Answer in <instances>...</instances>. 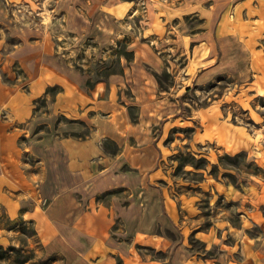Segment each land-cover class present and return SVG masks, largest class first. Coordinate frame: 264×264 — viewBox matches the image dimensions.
<instances>
[{
    "label": "rangeland",
    "instance_id": "obj_1",
    "mask_svg": "<svg viewBox=\"0 0 264 264\" xmlns=\"http://www.w3.org/2000/svg\"><path fill=\"white\" fill-rule=\"evenodd\" d=\"M114 5L129 9L116 19L110 10ZM145 7L146 0H0V85L23 83V67L33 61L64 76L63 67L74 69L83 75L86 89L100 82L92 102L97 107H84L75 118L52 106L62 88L48 87L33 102L30 136L22 137L20 146L37 140L45 145L52 138L91 139L105 159L95 162L102 169L126 148L129 161L116 166L115 173L138 177L135 173L150 170L152 161L160 164L173 181V191L196 196L204 216L221 214L234 228L243 222L244 234L237 232L238 238L260 240L264 246V91L251 90L233 73L196 82L185 64L188 38L203 27L202 19L189 13L168 19L165 29L172 32L153 28L163 36L160 43L150 34ZM173 35L176 47L168 46ZM15 53L35 56L17 61ZM214 113L225 127L220 129V141L210 137L205 123ZM22 158L36 176L30 188L36 198L25 200L22 208L31 209L35 202L44 209L47 189H40V163L27 154ZM98 168L93 172L98 174ZM86 188L85 183L81 190L74 189L76 202L85 197ZM127 194L126 188L99 193L91 189L83 201L88 199L91 206L108 207L113 201L117 207L119 202L126 206L122 199ZM113 228H122L119 219ZM234 232L226 234L222 244L234 246L238 239ZM188 240L193 249H203L198 240ZM218 249L214 246L206 256L216 255ZM0 264L66 263L60 255L45 253L30 220L9 218L0 203Z\"/></svg>",
    "mask_w": 264,
    "mask_h": 264
},
{
    "label": "crops",
    "instance_id": "obj_2",
    "mask_svg": "<svg viewBox=\"0 0 264 264\" xmlns=\"http://www.w3.org/2000/svg\"><path fill=\"white\" fill-rule=\"evenodd\" d=\"M145 8L150 34L160 43L163 36L158 37L154 27L170 33V28L165 29L168 19L188 13L202 19L203 27L188 38L185 64L191 72L188 74H195L196 82L233 73L251 90L264 91V0H146ZM128 9L114 5L110 10L117 19ZM168 42L172 44L168 46L176 47L177 35ZM32 55L35 53H15L13 59L27 60ZM63 68L65 76L33 61L23 67V83L13 87L0 85V111L5 113L0 116V203L9 218L30 220L45 253L62 256L66 264H264L261 241L252 243V239L238 238L237 232L244 234L243 222L242 229L234 228L226 216H204L196 196L173 191V181L160 164L152 161L150 170L136 172L138 177H125L114 170L129 161L126 155L130 151L126 148L102 169L95 162L105 159L91 139L52 138L45 145L37 140L20 146L19 140L30 136L33 102L48 87L62 88L52 106L65 115L80 117L84 107H97L92 102L94 95L99 94L100 82L92 90L86 89L83 75L67 66ZM205 123L210 137L220 141L219 132L224 124L219 122L218 114L208 116ZM24 154L40 163V189H47L48 206L44 209L37 208L35 202L31 209L22 208L25 200L36 198L30 189L36 176L27 170ZM95 166L98 174L93 172ZM110 170L114 171L113 178ZM85 183V197L78 203L73 197L77 191L74 189L81 190ZM116 188L128 189L127 197L122 199L127 200L126 206L119 202L117 207L113 201L108 207H93L88 199L83 201L91 189L99 193ZM116 219L122 224L119 230L113 228ZM233 229L238 238L235 245L222 244ZM190 237L202 243L203 249H193ZM214 246L219 248L218 253L206 256ZM234 254L240 258L235 259Z\"/></svg>",
    "mask_w": 264,
    "mask_h": 264
},
{
    "label": "trees",
    "instance_id": "obj_3",
    "mask_svg": "<svg viewBox=\"0 0 264 264\" xmlns=\"http://www.w3.org/2000/svg\"><path fill=\"white\" fill-rule=\"evenodd\" d=\"M123 55L126 57L127 61H130V58H128V53H127V52L123 53ZM79 70H80V69H79ZM87 86H88V87H91V82H90V81L87 82ZM132 118H133V117H132ZM22 263H24V261H23Z\"/></svg>",
    "mask_w": 264,
    "mask_h": 264
}]
</instances>
